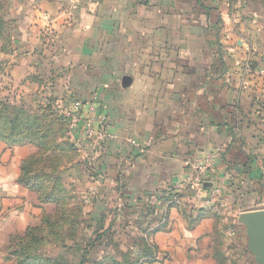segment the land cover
I'll return each mask as SVG.
<instances>
[{
  "label": "crops",
  "instance_id": "obj_1",
  "mask_svg": "<svg viewBox=\"0 0 264 264\" xmlns=\"http://www.w3.org/2000/svg\"><path fill=\"white\" fill-rule=\"evenodd\" d=\"M14 5L0 92L24 109L54 113L57 127L75 102L92 117L91 138L82 141L80 124L69 129L75 151L53 173L95 216L93 227L148 238L156 258L143 264H217L218 244L245 254L240 215L264 210V0ZM203 152L216 153L203 193L181 191ZM37 153L32 144L0 142L2 239L52 214L53 204L18 182Z\"/></svg>",
  "mask_w": 264,
  "mask_h": 264
},
{
  "label": "trees",
  "instance_id": "obj_2",
  "mask_svg": "<svg viewBox=\"0 0 264 264\" xmlns=\"http://www.w3.org/2000/svg\"><path fill=\"white\" fill-rule=\"evenodd\" d=\"M46 113L49 112L44 110L24 109L21 106L9 102L8 99H0V142L8 146L32 144L38 149L36 157L23 163L22 174L18 182L28 188L29 191L37 194L39 200L54 205L53 214L44 216L40 225L28 228L25 231L24 237L19 236V245L25 248V241H28V247H33L38 245V242H42V240L70 239L73 241L81 238L87 242L85 247H83L86 252L83 256L84 258L90 249H94L93 247L98 243V240L108 236L111 228L103 231L102 227L96 226V231H93L89 238L83 237V228H79L77 231L78 225L83 222L81 216L78 218L80 214L79 211L81 208L83 209L81 201L73 195L74 193L71 190H68V192L65 191L64 194L62 190L64 187L63 184L59 182V177L53 173L61 166L63 167L69 151H75L74 144L69 143L68 138L69 120L63 114L60 117V121H58V127L55 123L56 118H54L53 123L47 121L45 124L43 121L47 120L45 118ZM4 119L8 121L9 128L8 126L4 127ZM54 125L56 128L63 130L67 138H60L59 140L58 138H53L52 132ZM48 168H51V171L49 173H44ZM40 174H42V176ZM39 178H44L45 180H40L37 183L36 179ZM49 185L51 187L47 190ZM59 192L62 194L58 195L57 193ZM73 203H78V206L74 209L76 211L78 210V212H76L78 215L75 211L71 212ZM65 226L69 227V232L63 233L61 236L55 237L53 234H42V231L53 232ZM146 240L148 241L149 239L147 238ZM83 243L84 241L80 242V244ZM220 255H222V253L219 251L215 254L217 264H220ZM147 256L148 257L143 258V260L150 261L156 258L155 250L150 244L149 247H147Z\"/></svg>",
  "mask_w": 264,
  "mask_h": 264
},
{
  "label": "rangeland",
  "instance_id": "obj_3",
  "mask_svg": "<svg viewBox=\"0 0 264 264\" xmlns=\"http://www.w3.org/2000/svg\"><path fill=\"white\" fill-rule=\"evenodd\" d=\"M14 4H16V0H0V69L2 60H4L3 58L8 54V51L11 50L12 47L14 21L10 13V8L14 7ZM0 99H7V97L2 95L0 92ZM46 114L45 118L47 120L43 121V123L46 124L47 121L53 123L54 118H56L55 114ZM7 126L9 128L8 121L4 119V127ZM64 134L65 133H63V130L56 128L54 125L52 132L53 138H58V140L60 138H66V134L65 136ZM50 187L51 186L49 185L47 190H49ZM62 190L65 194V191L68 192L69 189H64L63 187ZM30 194L35 195L33 192ZM57 194L59 195L62 193L59 192ZM73 195L76 196L78 200H81L75 193ZM72 206L71 212H78V210H74L78 206V203H73ZM53 211L54 208L51 207L49 212L53 214ZM79 212V215L76 213L78 218L81 216L82 221L83 218L85 221L78 225L77 231L79 228H83L84 231H87L86 234H92L93 231L95 232L96 227H93V224L89 222V218L95 216L93 214L90 216L88 211L84 208H81ZM40 224V222L32 225L29 224L25 230L15 231L14 234H12L9 238H0V264H143L145 262L143 258L148 257L147 247H149L150 241H147V238L143 236V239H117V226L114 225L112 226L108 236L98 240V243L94 245L93 250H86L88 251V254L84 258L83 256L86 252L83 247H85L87 242L81 238L73 241L70 239L42 240V242H38V245L33 247H28V241H25V248H22L23 246L21 247L19 245V236L24 237L25 231L28 228H33L34 226H38ZM216 225L217 224L215 223L214 227H216ZM223 228H228V231L229 229L232 230L231 226L229 225H223ZM68 229L69 227L65 226L62 229L58 228L53 232L42 231V234H53L55 237H58L63 233L69 232ZM214 229L216 230L217 227ZM82 234L84 233L82 232ZM246 239V234H244V243ZM81 241H84L85 244H80ZM225 244L226 243H224L223 246H225ZM218 245L220 246L219 252L226 251L228 253H222V255H220V264H261L257 259H254V257L250 256L247 251H245V254H241L237 244H232V246H227L224 248L221 247L220 244Z\"/></svg>",
  "mask_w": 264,
  "mask_h": 264
},
{
  "label": "built area",
  "instance_id": "obj_4",
  "mask_svg": "<svg viewBox=\"0 0 264 264\" xmlns=\"http://www.w3.org/2000/svg\"><path fill=\"white\" fill-rule=\"evenodd\" d=\"M244 70L246 72L250 71L251 65L249 63H246L244 66ZM81 107V102H75L69 110L65 111L64 116H66L69 120V129H71L72 126H75L77 124L81 125L82 141H84L93 136L94 120L92 119V117H83L80 114ZM105 121L106 119L103 116H100L98 118V125L100 129L99 132L103 138L107 137L104 126ZM215 156L216 153L203 152L202 154L195 157L194 160L190 162L189 172L185 173V175L183 176L182 182L178 186L179 189L181 191L202 194L204 191V185L206 184V178L212 168ZM214 185V183L209 182L208 195L217 198L218 196H220V190ZM174 201H177V199H175Z\"/></svg>",
  "mask_w": 264,
  "mask_h": 264
},
{
  "label": "water",
  "instance_id": "obj_5",
  "mask_svg": "<svg viewBox=\"0 0 264 264\" xmlns=\"http://www.w3.org/2000/svg\"><path fill=\"white\" fill-rule=\"evenodd\" d=\"M239 221L245 229L247 252L264 264V210L243 213Z\"/></svg>",
  "mask_w": 264,
  "mask_h": 264
}]
</instances>
